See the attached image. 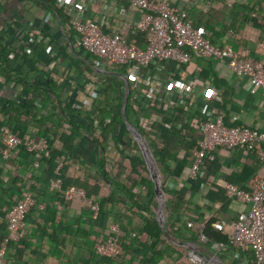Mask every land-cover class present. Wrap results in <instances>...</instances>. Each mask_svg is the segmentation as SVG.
Listing matches in <instances>:
<instances>
[{"label":"crops","instance_id":"0c3cea01","mask_svg":"<svg viewBox=\"0 0 264 264\" xmlns=\"http://www.w3.org/2000/svg\"><path fill=\"white\" fill-rule=\"evenodd\" d=\"M84 1L86 5L84 19L97 22L107 34L122 36L127 43L132 40L138 42L141 48H147L148 42L147 46L142 42L144 33L142 34L137 28L141 13L135 10L128 0ZM170 2L174 10L195 12L196 21L200 22L202 18L204 23L213 21L211 30L215 34L218 46H232L236 51L247 52L254 59L264 58V49L259 47V43L264 41V28L261 26L264 23L258 22L253 17L257 12L247 11L245 14H251L250 19H245V14L240 15L235 23L229 19L231 16L225 15L229 19L225 24L224 17L218 15L223 4L230 6L240 4L243 8L255 6L254 9H257L262 0H170ZM63 14L61 18L48 9L46 0H0V41H4L8 46L3 62L0 61V112L8 107L9 101L22 100L24 83L19 81L21 76H24L26 82L36 83L44 89L49 87L51 80L55 81L62 89L60 93L63 106L69 104L75 110L90 111L95 98L99 96L100 102L106 99L101 88L108 79L107 76H112L113 83L119 88L124 86L125 94L126 81L129 82L131 90L132 83L129 80L128 68V76L113 72L108 64L102 66L92 55V58L88 56L89 53L84 52L73 29L72 20L75 16L67 17L65 12ZM228 28L231 29L226 33L227 36H223L220 32ZM231 33L230 38L228 34ZM21 51L28 54L35 69L22 61ZM201 63L205 62L196 59L184 65L166 62L164 65L159 64L157 69H151V74L160 78V83L164 87L170 86L175 81L183 84V88L174 87L170 106H186L190 114H200L203 120L207 114L215 112L224 115L225 122L229 126H249L264 131L263 90L253 87L248 78L239 77L220 64L216 79L221 82L222 87L216 90L212 83L215 78L210 76L205 82L199 78L203 70ZM2 68H7L9 73ZM43 72L45 75L42 74ZM9 75L13 79H7L10 78ZM115 78L122 79L123 83L119 80L115 81ZM95 88L97 92L101 90L100 94L94 93ZM215 93L220 95V97L215 96L216 103H219L221 96L224 95V100L220 102L222 106H218L219 108L213 107L210 102ZM33 94L40 99L44 97L43 93L37 91ZM93 94L95 96H92ZM118 94L117 92L116 96L113 93L111 95L116 103ZM49 96L50 102L46 108H42L39 116L41 119H46L45 126L51 128L54 133L56 128L60 127L61 132L69 129V133L74 134L72 144L77 149L78 165L73 164L74 160L71 159L68 163L74 166L81 178L87 172L102 182L99 196L96 198L99 202L101 198L108 197L112 191H115L111 180L117 181L121 186L118 198L124 204L117 205L107 226L100 228L92 219L88 207L81 206L78 202L75 204L66 201L59 195L60 192L50 188L51 181L46 183L37 179V177L43 178L45 172V165L40 162L38 155L29 154L21 149L12 158L4 159L3 144L0 140V243L9 233L7 211L17 203L22 193L30 190L36 200L26 217L22 239L9 246L7 264H110L107 259L95 252L91 235L105 233L113 223L120 226L116 216H119L122 222L121 237L124 234L123 226H136L142 229L149 224L151 229L155 230L156 222L166 235L165 238L162 237V241H159L146 234L141 239L146 244L138 240L134 243L133 234L127 235L125 243L131 245L128 247L129 250L136 251V246L142 250L131 257L133 259L131 264H188L184 250L187 251L193 244L199 248L201 246V251L207 257L218 255V264H255L251 251L245 252L234 247H225L217 251L214 247L217 242L209 241L206 237L208 242L204 243L201 241V235L204 234L207 224H211V227L218 231L213 225L223 222L226 228L222 232L231 237L233 231L230 224L240 213L247 210L248 206L239 200L222 197L220 194L226 193L228 183L249 193L255 191L254 181L257 178H264V159H261L258 153L239 148H218L213 152L214 154L210 152L207 155L202 170L204 174L197 182L190 179L194 153L190 157H186L185 153L180 154V161L186 160L187 164L180 166L178 170L177 164L171 162L169 165L172 169L171 173L154 157L164 192L165 228H163L160 223L161 200L156 193L148 165L147 172L135 173L143 182L136 187L130 185L127 180L131 176L130 169L123 173L114 170V175L111 176L109 173L108 180L106 176L102 178L96 163L99 157L94 149L93 137L88 133L89 124L72 112L69 118L83 124V127H69L64 121L66 118L64 111L55 95L50 93ZM90 96L92 102L87 105L85 100ZM124 119L127 120L126 117ZM6 121L7 118L0 115V124ZM55 123H59V126L56 127ZM126 125L127 131L121 134L120 147L130 156H136L146 163L140 141L129 130L128 126L131 124L126 122ZM39 127L31 128L34 132L28 129L24 136L36 140L45 139L40 135ZM61 132L59 131L58 134ZM97 134H100V131H97ZM109 144L110 167L113 161L118 159L119 153L113 147L112 140ZM57 146L60 147V141L57 142ZM207 160L210 164L216 161L219 167L213 165L211 171L206 165ZM126 165L130 166L128 160ZM130 195L134 196V202ZM189 224H192V227ZM166 238L170 242L166 243ZM128 254L125 255V259L130 258ZM127 261L111 264H130Z\"/></svg>","mask_w":264,"mask_h":264},{"label":"built area","instance_id":"2783aa9c","mask_svg":"<svg viewBox=\"0 0 264 264\" xmlns=\"http://www.w3.org/2000/svg\"><path fill=\"white\" fill-rule=\"evenodd\" d=\"M56 1L68 16H75L72 25L82 49L102 66L110 63L126 66L130 82L135 88H143L147 98L158 102L165 100L170 102L174 87L183 88V84L177 81L164 87L160 83V78L151 74L150 66L154 61L184 65L191 63L193 56L216 60L237 76L248 78L253 87L264 92V58L254 59L247 52L236 51L232 46L222 48L213 45L206 38V28H195L185 11L175 13L170 0L159 2L128 0L134 9L141 13L137 28L141 33L146 34L148 42L147 48L142 50L130 46L122 36L105 33L97 22L84 19L86 10L84 0ZM253 17L258 22L264 23V14L254 13ZM228 37L231 38L232 33L228 34ZM259 47L264 49V41L259 43ZM94 90V93H98L97 88ZM92 96L86 98L85 104L90 105ZM164 126L171 129L169 123H165ZM201 133L204 139L199 144V149L194 152V162L190 170V179L193 182H197L203 176L202 170L207 155L220 147L257 151L260 158L264 159V131L249 126H229L225 122L224 115L212 112L203 120ZM0 140L3 144L4 159L12 158L14 151L20 147L38 156L50 155L47 140H36L30 136L20 137L6 126L0 130ZM62 167L60 163L56 168L50 188L63 194L66 201L76 200L81 206L88 207L92 219L96 221L100 214V204L94 196L89 198L82 188L71 186L63 191L60 178ZM254 186L255 191L249 193L234 184L226 185V196L229 199L239 200L248 206V209L240 213L230 224L233 231L230 241L234 248L252 249L255 264H264V178H257ZM34 204L35 198L32 192L25 190L18 203L7 211L9 233L0 243V264H7L10 244L22 239L26 217ZM189 226L192 227V224ZM213 226L218 231H225L226 228L223 222L215 223ZM121 233L120 226L113 223L105 233L91 235L95 252L102 257L118 258L120 250L114 236H121ZM134 236L136 235L133 234ZM201 241L208 242L204 234L201 235ZM214 247L217 251H221L226 245L216 243ZM201 249V246L199 248L194 244L188 247L186 257L189 264H218V255L207 257Z\"/></svg>","mask_w":264,"mask_h":264},{"label":"trees","instance_id":"16d2710c","mask_svg":"<svg viewBox=\"0 0 264 264\" xmlns=\"http://www.w3.org/2000/svg\"><path fill=\"white\" fill-rule=\"evenodd\" d=\"M46 4L48 6V9L55 12L61 18L64 16L63 14L64 9L59 7V4L56 2V0H46ZM263 5H264V0H262V3H260L259 8L257 9H254L255 6H253L252 8H249L248 6L247 8H243L240 4H233L231 6L228 4H223L222 8H220L221 10L218 11V15L224 17V24L225 22L229 21V19H232L231 21L235 23V21L238 20L237 17L240 15L241 16L244 15L245 13H247V11H251V12L254 11L257 12L259 15L264 14ZM173 11L177 14L181 13L174 9ZM184 11L188 13V19L192 22L195 28H199V27L206 28L207 31L206 38L213 45L222 48L225 47V46H218V44L215 41V34L211 30V26H212L211 23H213V21H208V23H204L203 18L200 20V22L196 21V18L194 16L195 12L193 13L192 11H187V10ZM225 15L228 17L231 16V18L228 19L227 17H225ZM66 16L69 17L67 14ZM250 17L251 14H248L244 18L250 19ZM261 26H263L264 28V25ZM229 29L231 28L224 29L220 33H222L223 36H227L226 33L229 31ZM143 36L144 37H142L143 38L142 42H144V44H146L147 46L146 34L144 33ZM128 43L131 46H134L138 50L143 49L139 46L138 42L135 43V41L131 40ZM7 51H8L7 44H5L4 41H0V61L3 62V59L5 58ZM84 52L86 51L84 50ZM28 57L29 56L26 52L21 51L22 61H24L25 64L32 66V69H35V67L30 62V59ZM195 59L200 60V62H205L204 64L203 63L200 64L203 70L200 73L199 78L203 82H205L207 81L208 78L210 79L211 76V78H215L212 83H214L216 90L221 88L222 87L221 82H218L216 78H218L217 69L220 68L219 64L220 65L222 64L214 59H203L193 56L192 60ZM165 63L154 61L151 64L150 68L157 69L159 64L164 65ZM108 65L110 70H112L113 72H120L121 74L128 76L126 66L116 65L111 63ZM2 69L6 73H9L7 72V68H2ZM42 74L45 75L44 72ZM46 76L50 78L48 75ZM9 77L10 78L7 79H13L11 78L10 75ZM23 78L24 76H21L19 78V81L22 84L24 83L22 100L19 102L9 101L8 107L4 108L0 112V115H2V117L7 118L6 122L0 124V130L2 126L3 127L6 126L9 127L16 135L20 137H24V134L28 132V129L31 130V128L40 126L39 133L42 136V138H45L48 141L50 147V155L48 157H40L41 155H39L38 159L40 160L41 163H44L45 165V172L43 174V178L40 179V177H37V179L40 182L42 181L46 183L50 182L55 176L56 168L60 163H62L63 167L61 169L60 178L62 181L63 191L70 188L71 186H75L84 189L87 192V196L89 198H91L92 196L97 198L99 196V191L101 189L102 182L98 180L95 176L87 172L85 173V176L81 178L74 169V166L70 165L71 163H68L71 159L74 160L73 164L78 165V161H76L78 157L77 149L72 144V141L74 140V134L73 135L70 134L69 129L61 132L60 127L56 128L57 133L56 132L54 133V131L51 128L45 126L46 119L40 118L39 114L41 113L42 108H46L48 102H50V96H49L50 93L55 95L58 103L62 107L66 117L64 118L63 116L64 121L67 123L69 127L72 128L83 127V124L81 125L77 122L72 121L69 118L70 117L69 114H72V112H74V114L78 115L82 120H85L89 124L88 133L93 137L92 141L95 146L94 149L99 157L96 162L98 165V170L102 178L106 176L107 180L109 173L110 175L111 174L114 175L113 173L114 170H116V172L118 171L120 173H123L125 170L127 171L128 169H130L129 175L131 176L128 177L127 180L129 181L130 185L136 187L143 182L139 177L135 175V173L148 171L147 164L144 161H141L136 156H130L119 145L121 141L120 140L121 134L127 131L126 122L133 125L135 129L139 132V134L147 140L148 145L154 157L159 161L160 165L170 173L172 172V169L169 166L170 163L174 162L175 164H177L178 168L176 169L180 170L179 169L180 166L187 164L186 160L185 162L180 161L179 159L180 154L185 153L186 157H190L192 153H194L196 150L199 149L200 147L199 144L204 139V136L201 133V125L203 123V118L200 114H194V115L190 114L189 108L186 106H180V105L174 107L170 106L169 104L170 102L168 100H165V102H158L155 99L147 98L145 93L143 92V88L137 89L133 87L132 84H131V90L129 93L128 103L125 111L126 119H127L125 121L121 110L122 102L125 94V88L124 86L120 88L116 86L113 83L114 81L112 76H107L108 79H106V81L103 83L101 88V90L104 91L106 99L100 102V100L98 99L99 96L95 98L93 101L94 104L92 105L90 111H86L82 109L75 110L69 104H65V106H63L62 95L60 93L62 89L53 80L50 81L51 84L48 85L49 87L44 89L36 83L26 82V80H24ZM117 80L119 79H116L115 81ZM119 81L123 83L122 79H120ZM101 90H99L98 94H100ZM36 91L43 93L44 97L40 99L39 97L34 96L33 93H35ZM117 92L119 94L116 103L111 95L113 93L114 96H116ZM217 95L218 97H220L218 93H215L212 98L214 99V101L211 99L210 102L213 105V107L219 108L218 106L220 107L222 106L220 102L224 100L223 98L224 95L221 96V101H219V103H216L215 99ZM165 123L171 124V129H167L164 126ZM57 126H59V123L56 124V127ZM31 131L34 132L33 129ZM59 131L61 132L60 134H58ZM97 131H100V134H97ZM110 140L114 142L113 147L118 151L119 157L117 160H114L112 165L109 167L108 164H109V160L111 159V157L108 155V152L110 150V146H109ZM59 141H60V147L57 146V142ZM21 149H24L27 152V150L24 147H20L14 151L13 155H16V153H18V151H20ZM252 153L257 154V151H253ZM29 154L37 155L36 153H29ZM211 154L214 153L212 152ZM127 160L130 162L131 167L126 165ZM209 162H211V160H209ZM206 165L211 171L213 170V165H215L216 168L219 167V164L216 161L210 164L208 163L207 160ZM0 174H1V169H0ZM111 182L113 184L115 191H112L110 195H108V197L101 198L100 202L97 201L100 204V214L95 222L96 225L98 224L100 226V228H105L107 226V223H109L111 219L110 218L111 215L115 213L116 206L117 205L120 206L124 204V202L121 203L120 199L118 198V192L121 190V186L117 181H114V179H112ZM59 195L64 198L63 194L60 193ZM220 196L226 197V193L223 192L220 194ZM129 197L134 202V196L130 195ZM21 198L22 195L20 199ZM72 202L76 204L78 201L75 200ZM116 221L122 227V222L119 216H116ZM155 224H156L154 226L155 230L151 229L149 224H147V226L142 229L136 226L134 227L123 226V230H124L123 237H121L120 235L117 237L114 236L116 238V244L120 250V254L118 258H109L102 256L101 257L107 259L110 262V264L113 262L122 263V261H127V260H128L127 263L128 262L133 263V259L131 257L139 254L142 250H139L138 248H136L137 247L136 246L135 247L136 251L131 252L128 248L131 245L129 243L126 245L125 243L127 235L128 236L129 234L136 235L134 236L135 238L134 243L137 240L142 241L141 240L142 237L145 236L146 234L149 237L150 236L152 238L155 237L157 240L162 241L161 240L162 237L165 238L166 235H164L163 230L158 226L157 222ZM204 235L209 239V241L224 243L227 248H233L230 238L222 231H215L211 227V224H207V226L205 227ZM165 241L166 243L170 242L167 238ZM141 243L146 244V242L143 241ZM238 249L245 250V252L251 251L253 253V250L248 247L238 248ZM184 251L186 252V249ZM128 253H130V255ZM126 254H128L130 258L127 257V259H125ZM147 264H152V263H147Z\"/></svg>","mask_w":264,"mask_h":264},{"label":"water","instance_id":"95a60500","mask_svg":"<svg viewBox=\"0 0 264 264\" xmlns=\"http://www.w3.org/2000/svg\"><path fill=\"white\" fill-rule=\"evenodd\" d=\"M126 82H127L126 94H125L124 102H123V106H122V114H123L124 118L126 117L125 111H126L128 96L130 93V86H129L130 84L128 81H126ZM128 127H129V130H131V132L138 138V140L141 143V149L143 150L144 156L146 158V163L148 165V168L151 172L152 178H153L155 186H156V193L159 195L160 200H161L162 210L160 213V223H161L162 227L165 228L164 212H163V207H164V203H165L164 198H163L164 192L162 189L161 178H160L158 171H157V168H156V161H155L154 155H153V153H152V151L148 145L147 140L139 134V132L135 129V127L131 126V125Z\"/></svg>","mask_w":264,"mask_h":264},{"label":"rangeland","instance_id":"374dc122","mask_svg":"<svg viewBox=\"0 0 264 264\" xmlns=\"http://www.w3.org/2000/svg\"><path fill=\"white\" fill-rule=\"evenodd\" d=\"M88 56H90L91 58H92V56L91 55H89V54H87Z\"/></svg>","mask_w":264,"mask_h":264}]
</instances>
